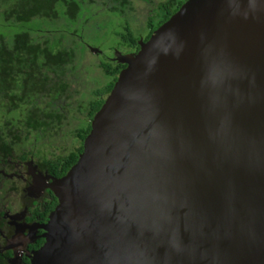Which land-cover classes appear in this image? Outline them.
Here are the masks:
<instances>
[{
  "label": "water",
  "instance_id": "95a60500",
  "mask_svg": "<svg viewBox=\"0 0 264 264\" xmlns=\"http://www.w3.org/2000/svg\"><path fill=\"white\" fill-rule=\"evenodd\" d=\"M124 64L31 264H264V0H185Z\"/></svg>",
  "mask_w": 264,
  "mask_h": 264
},
{
  "label": "trees",
  "instance_id": "16d2710c",
  "mask_svg": "<svg viewBox=\"0 0 264 264\" xmlns=\"http://www.w3.org/2000/svg\"><path fill=\"white\" fill-rule=\"evenodd\" d=\"M107 1L0 0V118H11L0 123V144L7 147L10 142L17 143V132L10 130L8 124L16 123L19 127L22 121L24 147L28 146V150L30 146L35 147L31 138L35 132L46 134V138L56 135L61 141L71 132L72 149H69L68 156L63 157L61 146L53 161L43 159L44 165L51 164L48 166L49 174L57 177L76 162L82 151V141L90 129L85 122L88 123L103 103L96 99L90 102L83 99L81 93L79 95L77 88L83 83L81 78H91L88 69L85 70L87 75L81 71V64L91 56L82 40L88 41L84 37L95 32L97 25L111 23L116 12L127 9L132 0H123L129 4L118 5V8L108 7ZM147 1L151 4V16L146 26L152 31L175 13L185 0ZM77 34L82 36V40L74 36ZM102 67L106 76L105 91L108 92L112 89L117 70L111 71L106 63ZM46 86L50 91L53 88L54 94H59L60 110L63 98L67 97L68 104L71 102L77 110L81 107L82 112L75 110L73 115L86 113L83 116L86 120L79 128L75 129L71 122L68 134L67 131L55 133L57 124L51 125L55 109L44 92ZM34 101L38 102L37 115L32 118L26 110L23 111V107ZM78 119L74 118L73 123Z\"/></svg>",
  "mask_w": 264,
  "mask_h": 264
},
{
  "label": "flooded vegetation",
  "instance_id": "af4514ba",
  "mask_svg": "<svg viewBox=\"0 0 264 264\" xmlns=\"http://www.w3.org/2000/svg\"><path fill=\"white\" fill-rule=\"evenodd\" d=\"M124 2L109 0L107 6L111 8L117 6L118 8V5L129 4ZM150 6L151 4L147 0H132L127 9H119L116 12L111 18V23L105 25L103 22L100 26L97 25L95 32L85 36L88 41L82 40L91 53V56L81 64V71L87 75L85 70L88 69L91 74L90 80L81 78L83 83L79 84L80 87L77 88L83 99L90 102L95 99L103 102L111 90L105 91L106 76L102 65L106 63L111 71L117 70V79L125 65L117 62L116 54H135L140 49V43H145L150 38L156 29L151 31L146 26V22L151 16ZM74 36L78 39L82 38L78 34ZM81 76L84 75L81 74ZM94 81L96 82L93 83ZM44 92L55 109L51 121L52 127L57 124L55 133L63 134L67 131L68 134L71 122L76 129L86 120L83 119L86 113L73 115L77 109L71 102L68 104L67 97L63 98V108L60 110L59 94H54L53 88L50 91L47 86ZM44 92L41 91V94ZM37 105L36 101L29 102L27 107H23V111L26 110L28 116L33 118L37 115ZM77 111L82 112L81 107ZM15 114L18 115L16 112ZM76 117L81 119V122L78 119L73 123ZM92 117L88 123L85 122V125L89 124L90 127ZM22 123L23 121L19 124L21 127L19 126L18 130L13 131L17 132V143L10 142L7 147L0 144V264H31L30 257L44 242L45 231L42 226L47 223L49 213L54 210L57 204L55 196L45 185H49L52 179L64 176L70 168L63 175L57 177L49 174L48 166L51 164L44 165L43 159L53 161V156L59 155L61 146H63V157L68 156L72 149L73 136L71 132L64 141H61L56 135L46 138V134L35 132L31 135L35 147L30 146V150H28V146L24 147Z\"/></svg>",
  "mask_w": 264,
  "mask_h": 264
},
{
  "label": "rangeland",
  "instance_id": "374dc122",
  "mask_svg": "<svg viewBox=\"0 0 264 264\" xmlns=\"http://www.w3.org/2000/svg\"><path fill=\"white\" fill-rule=\"evenodd\" d=\"M85 38V37H84ZM79 40H82V39H79ZM90 78V77H89ZM95 80V79H94ZM97 81V80H96ZM96 81H94L93 83H95ZM88 85H89V83H88ZM80 87V86H79ZM13 115H14V112L12 113ZM13 115H11V116H13ZM2 118V117H1ZM0 118V123L3 121L4 122V120H6V121H9L11 118H6V119H1ZM9 125V128H10V130H12V131H16V130H18V125L16 124V123H13V124H8ZM45 143V142H44Z\"/></svg>",
  "mask_w": 264,
  "mask_h": 264
}]
</instances>
